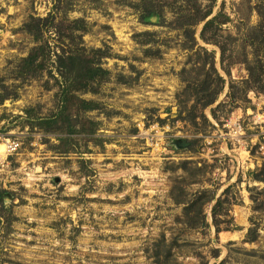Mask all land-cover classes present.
I'll use <instances>...</instances> for the list:
<instances>
[{"label":"rangeland","instance_id":"obj_1","mask_svg":"<svg viewBox=\"0 0 264 264\" xmlns=\"http://www.w3.org/2000/svg\"><path fill=\"white\" fill-rule=\"evenodd\" d=\"M139 1L67 0L68 18L89 25L83 44L111 54V73L82 94L101 103L87 113L96 133L74 135L63 155L54 147L64 134L28 127L24 113L55 110L57 72L22 82L14 71L36 45L23 24L52 3L0 0V144L21 142L0 157V264H264V94L243 86L247 63L264 62V35L249 32L264 24V0H217L211 16L223 6L231 19L218 38L225 65L199 38L204 22L193 38L180 29L187 19L169 3L181 0H153L163 16L147 21ZM211 60L225 80L217 96ZM141 122L159 131L141 135ZM220 197L235 229L217 234Z\"/></svg>","mask_w":264,"mask_h":264},{"label":"trees","instance_id":"obj_2","mask_svg":"<svg viewBox=\"0 0 264 264\" xmlns=\"http://www.w3.org/2000/svg\"><path fill=\"white\" fill-rule=\"evenodd\" d=\"M52 3L49 12L45 16L30 15L23 24L22 29L32 36L36 45L32 47L26 56L17 60L14 71L16 79L25 82L30 78L38 76L41 72L52 67L57 73L50 75L58 85L55 94L56 107L48 116H34L31 109H25L27 126L39 129L45 134L62 133L57 136L58 144L54 147L58 154H69L74 152V135L81 138L92 139L100 122L87 116V113L100 109L101 103L82 97L83 93L97 92L100 82L106 80L110 70L103 66V59L110 57V53L104 48H88L83 44V35L88 31L89 25L84 18L70 19L67 13L72 10L67 0H50ZM205 1L206 4H203ZM177 3V2H175ZM169 3L171 12L176 13L178 18H183L180 26L190 37L193 38L192 29L195 25L203 23L199 38L207 44L217 45L221 51V62L225 65V47L218 41L219 33L223 25L231 22L230 17L223 11V6L213 15V9L217 0H181L179 6ZM140 19L147 21L151 17H162L161 8L153 0H140L135 4ZM211 16V17H210ZM251 37L258 39L264 35V24L250 29ZM151 32H143L147 36ZM254 44V43H253ZM211 56L214 52L210 53ZM258 56L251 63H247L248 79L243 81L244 89H255L264 94V62ZM231 65L230 62H228ZM224 68L230 76V69ZM211 69L215 73L218 88L217 96L225 82L224 78L217 72L213 60ZM51 71V70H50ZM57 75V76H55ZM96 86V87H95ZM233 84H231V88ZM4 100V96L1 101ZM216 98L204 102V106L212 104ZM254 179L259 180L254 174ZM2 196V195H1ZM229 200L220 197L212 208V220L217 234L221 231L235 229L233 217L225 205ZM227 207V206H226ZM257 230L250 227L247 231V241L253 242Z\"/></svg>","mask_w":264,"mask_h":264},{"label":"built area","instance_id":"obj_3","mask_svg":"<svg viewBox=\"0 0 264 264\" xmlns=\"http://www.w3.org/2000/svg\"><path fill=\"white\" fill-rule=\"evenodd\" d=\"M137 127L139 129V133L141 135L145 134L146 136H149L150 133H152V132L157 133L159 131L158 124H152L151 127L148 129V128H146L144 122H141V123L137 124ZM20 145H21V142L19 140H13V141H10L9 139L6 140V143H5L6 156L16 152L19 149Z\"/></svg>","mask_w":264,"mask_h":264},{"label":"bare ground","instance_id":"obj_4","mask_svg":"<svg viewBox=\"0 0 264 264\" xmlns=\"http://www.w3.org/2000/svg\"><path fill=\"white\" fill-rule=\"evenodd\" d=\"M5 144H0V157L4 158L5 156Z\"/></svg>","mask_w":264,"mask_h":264}]
</instances>
